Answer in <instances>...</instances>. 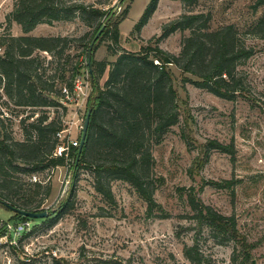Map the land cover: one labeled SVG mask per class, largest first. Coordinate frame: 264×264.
<instances>
[{
    "label": "rangeland",
    "instance_id": "rangeland-1",
    "mask_svg": "<svg viewBox=\"0 0 264 264\" xmlns=\"http://www.w3.org/2000/svg\"><path fill=\"white\" fill-rule=\"evenodd\" d=\"M14 1L0 0V68L10 35L62 36L75 41L69 42L63 54L57 50L51 56L36 50L29 59L28 66L33 63L39 68L37 75L34 74L36 80L40 78L53 92L32 88L31 94L38 105L26 103L31 81L22 82L25 87L19 88L17 81L6 80L0 69V178L9 175L14 182L3 192L9 194L8 198L0 197V200L16 206L28 201L29 208L47 211L48 216H53L68 196L69 202L54 224L31 222L28 235L20 241L17 238L16 244L3 243L0 264H192L184 248L193 246L196 236L197 248L205 259L201 264H234L233 241L219 243L209 228L195 229L196 221L187 199L191 189L204 205L225 216L236 217L238 233L254 246L251 264H264V26H259L264 19V8L256 5L257 0H194L192 3L160 0L140 31L135 26L150 0H68L107 12L108 18L100 19L106 27H110L111 21L120 20L117 53L113 55L108 49L111 42L108 36L99 42L94 53L97 61L109 64L100 79L102 87L112 65L126 52L145 55L143 48L158 46L179 55L182 41L190 31L177 30L166 38L161 36L166 25L184 14L207 16L212 31L232 26L235 45L252 50V55L235 67L234 75L242 80V85L233 101L196 87L191 81L200 78L169 64L172 85L178 93L179 122L166 131L160 143H155L154 136H145V145L152 156L148 175L159 206L156 217L148 216L147 203L125 181L110 182L114 202H107L94 189L93 168L84 165L74 176L70 156L64 166L28 171L27 153L15 143L35 142V126L40 118H44L43 125L54 122L62 128L44 140L49 145L57 142L56 153L60 147L79 146L93 93L87 70L82 68L78 75L87 84L84 96L72 93L62 99L55 94L65 86L60 69L66 60L67 79L74 64L79 62L84 67L83 46L95 25L89 26L77 17L52 25L40 24L25 34L19 25H9L6 21ZM127 7L128 14L120 19ZM148 59H153L152 53ZM121 86L122 83L114 88ZM46 97L58 105H41ZM118 106L119 103L111 102L102 107L103 121L126 125L117 112ZM213 142L229 146L231 153L215 148L207 152L208 144L211 146ZM100 151L88 158L94 165L109 159ZM14 214L0 203V228Z\"/></svg>",
    "mask_w": 264,
    "mask_h": 264
},
{
    "label": "trees",
    "instance_id": "trees-1",
    "mask_svg": "<svg viewBox=\"0 0 264 264\" xmlns=\"http://www.w3.org/2000/svg\"><path fill=\"white\" fill-rule=\"evenodd\" d=\"M160 0H150L145 11L137 22L135 29L140 31L145 26L157 9ZM184 3H192L194 0H181ZM256 5L264 8V0H257ZM128 14V7L124 10L120 19H124ZM79 17L85 20L88 25H95L94 31L89 40L84 44L83 51L85 56L84 67L77 62L72 66L69 78H66L67 63L65 61L60 69V78L65 82V86L56 93V97L66 96L63 89L66 88L70 94L74 91V82L78 78L82 68L87 70L89 80L92 85L93 93L89 99L87 109H91L90 124L85 140V144L78 157V148L70 147L72 158L71 169L74 176L84 165L93 168L94 189L107 202H114V195L110 186L113 180H121L129 183L136 192L147 203V214L156 217L159 214L157 202L152 190V181L148 175V169L152 160L151 152L145 145V136L148 134L155 137V143H160L166 131L179 122L180 110L178 104V93L172 85V74L168 70L169 64L179 67L184 73H192L200 80L191 81L196 87L206 89L217 97L235 100L241 91L242 80L237 79L234 70L238 62L252 55V50L238 48L234 42L233 27L228 26L216 31L210 30L208 17L202 14H184L179 19L174 20L163 28L162 38H166L171 33L180 31H190V35L182 41L179 55H173L163 51L158 46L143 48L146 54L124 53L116 63L112 65L104 86L100 85V79L104 76L108 63L97 61L94 53L100 41L109 37L110 44L108 49L113 55L117 52L120 41L118 24L120 20L111 21L110 27H106L100 38L96 41L92 51V74L88 72L87 50L96 33L101 28L100 19L108 18L107 12L93 6H85L75 1L68 0H15L12 12L7 16L6 21L9 25L16 23L25 34L33 31L40 24L52 25L54 22L71 21ZM95 24H94V22ZM264 26V19L259 26ZM70 40L62 36H20L9 37V48L1 64V74L6 80L17 81L18 87L24 88L22 82L31 81L27 104L38 105L32 88L40 87L47 93H53L42 84V80L34 76L37 75L38 67L31 62L33 53L38 50L53 55L58 50L63 54L68 49ZM17 51L18 58L14 56ZM149 51V52H147ZM149 53L153 59L149 60ZM154 60L157 63H154ZM39 81V82H38ZM41 83V84H39ZM120 88H114L119 84ZM42 99L41 105H58L55 100ZM67 99V98H66ZM111 102L119 103L117 112L120 117L127 122L126 125L117 126L114 122L106 123L100 117L102 107L111 105ZM124 103L121 104V103ZM123 105V106H122ZM44 118H40L35 126L37 140L35 142H16L15 145L27 153L29 170L31 173L51 167L64 166L68 161L65 152L61 156H55L57 142H44L50 133L57 134L62 128L54 122L44 124ZM81 137L79 139V142ZM58 141V140H57ZM214 145V146H213ZM208 151L211 148L219 149L223 152L231 153L229 146H222L213 142L208 144ZM4 150V147H1ZM104 151L109 159L103 163L93 164L88 160L89 157L97 152ZM11 176L0 178V197L8 198V193L4 195L10 186L14 185ZM40 187V184H36ZM188 202L193 211L196 221V230L209 228L215 239L219 243L233 241L235 250L232 261L234 264H251V254L253 245L247 239L242 238L237 231V220L235 216H225L211 206L204 205L199 201L191 189L188 194ZM3 201V200H0ZM69 202V196L59 206L53 216L42 219H29L19 217L14 214L10 222H40L52 225L63 213ZM10 204V203H9ZM16 208L39 212V209L29 208V202L16 206ZM37 227V225H36ZM37 229V228H35ZM34 229V230H35ZM28 233L23 235L26 236ZM5 235L4 226L0 228V237ZM20 241V239H19ZM198 238L195 237L193 246H186L184 254L192 264H201L204 257L198 248Z\"/></svg>",
    "mask_w": 264,
    "mask_h": 264
},
{
    "label": "water",
    "instance_id": "water-1",
    "mask_svg": "<svg viewBox=\"0 0 264 264\" xmlns=\"http://www.w3.org/2000/svg\"><path fill=\"white\" fill-rule=\"evenodd\" d=\"M106 24H102L101 28L99 29V31L96 33L95 37L93 38V40L91 41L89 48L87 50V65H88V72L90 74H92V51H93V47L94 44L96 43V41L100 38L101 34L103 33V31L105 30ZM90 117H91V109H89L87 111L85 120H84V124L82 127V134H81V140L78 146V157L80 156L81 150L85 144V140L87 137V133H88V129H89V124H90ZM1 204H3V206L5 208H7L8 210L14 212L15 214H17L19 217H26L29 219H42V218H47L48 217V212L47 211H42V212H30V211H25L19 208H16L12 205H10L7 202L4 201H0Z\"/></svg>",
    "mask_w": 264,
    "mask_h": 264
},
{
    "label": "built area",
    "instance_id": "built-area-1",
    "mask_svg": "<svg viewBox=\"0 0 264 264\" xmlns=\"http://www.w3.org/2000/svg\"><path fill=\"white\" fill-rule=\"evenodd\" d=\"M85 86H87V84L83 83L81 81V78L78 77L74 82L73 93H76L78 95L81 94L84 96L85 95V93H84V87ZM63 93L65 94L66 98H69L70 96H72V94H70L66 88L63 89ZM68 151H69L68 146L67 147H60L57 150V153L55 152L54 155L55 156H57V155L61 156L62 153L65 152V156L68 157V155H69ZM3 226L5 229V235L0 237V246L6 242H10V243L13 242L14 244H16L15 240L17 238H18V240L21 239L25 233H28L30 231L31 222L25 221V222H18L15 224L8 222V223L3 224Z\"/></svg>",
    "mask_w": 264,
    "mask_h": 264
}]
</instances>
